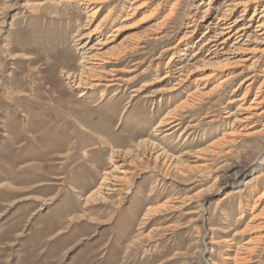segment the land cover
Returning a JSON list of instances; mask_svg holds the SVG:
<instances>
[{"label": "rangeland", "instance_id": "374dc122", "mask_svg": "<svg viewBox=\"0 0 264 264\" xmlns=\"http://www.w3.org/2000/svg\"><path fill=\"white\" fill-rule=\"evenodd\" d=\"M230 1L0 0V264H234L264 224V52L203 46Z\"/></svg>", "mask_w": 264, "mask_h": 264}, {"label": "bare ground", "instance_id": "6f19581e", "mask_svg": "<svg viewBox=\"0 0 264 264\" xmlns=\"http://www.w3.org/2000/svg\"><path fill=\"white\" fill-rule=\"evenodd\" d=\"M104 1H106V0H87L88 3H95V4H97V3L99 4V3L104 2ZM82 2H86V0H82ZM262 2H264V0H232L230 2H227L224 11H222L223 13L220 16L216 17L217 24L214 23L215 25H213V27L210 30L207 29L205 31V33L203 34V37H205V39H206V36H208L207 37V40L204 42L205 44H203V46L205 48H209L208 51H210V53H212V54H215L216 56L217 55H221V54L222 55H224V54H230L232 56L231 58L237 57L238 53H240V52H250V53H252V52L253 53L264 52V3L261 5V7H259V4H261ZM135 8H137V7L135 6ZM88 9L91 12V16H92L91 19H94L95 15L97 14V10H96L97 7H94V6L92 7V4H91V5L88 6ZM249 9H253L252 10L253 12H252L251 16L245 20L244 18H245L246 13H247V11ZM132 10H133V8H132ZM206 10H207V8L205 9V11ZM134 11H133V13H134ZM237 11H241V12H240V14L238 16L235 17V14L237 13ZM113 12H114V10H112V9L109 10L108 13L105 15V17H103L102 20L98 23V25H96L97 28H95L93 31H89L88 34H90V35H85L84 36V37H86V41H84L83 44H82V46H80V49H83V52H82V61H81V63L83 64V69L81 70V72L78 75H74V74L71 75V78H74L73 81H77V83H79V85L81 83L82 84L87 83V84H89L91 86L100 85V82L97 81V80H95L96 82H92V81H94V75H96V74H93V73H96L95 70H96L97 66L99 68V65H103V64H99L98 63L99 59L101 58L100 56H102V54L99 51V49H103L102 46L106 45L109 41H111L113 39L114 35L117 33V31L119 29H121V28L115 26L116 28L114 29V32H116V33H110L105 38H103L102 37L103 35H101L100 37H98V39H97V41H96L95 44H90V38H91V36H93L96 33V30L99 29V27L104 24L103 23L104 19H108V17H110L113 14ZM133 13H132V15H133ZM124 27H122V28H124ZM216 27H217L216 31L213 32L214 31V28H216ZM212 32H213V34H211ZM86 34H87V32H86ZM131 38H132V36H131ZM124 39L125 38H123V40ZM230 42H232L230 44V49L226 50L227 44L230 43ZM248 42H252V43L255 42V43L261 44L262 46L261 47L255 46L256 48L253 46L254 48L253 47L252 48H249V46L247 47ZM95 50H97V51H95ZM138 53H139V51H138ZM239 58L241 60H243V61L244 60L245 61L252 60V57H250V56L249 57L248 56L247 57H244V59H242L241 57H239ZM226 59L227 60H230L229 57H227ZM254 59H256V58H254ZM170 60H171V58H170ZM234 60H238V59H234ZM234 62H236V61H234ZM245 64H247V63H245ZM254 65H255V60H253L250 63V69ZM245 67H247V66H245ZM247 68H249V66ZM83 75H86V76H83ZM171 76H173V75H171ZM97 77L98 76L96 75L95 79H97ZM100 78H102V77L99 75L98 80H101ZM116 78H118V77H116ZM182 78H183V76L181 77V79L180 78L179 79L181 81H183L184 79H182ZM248 78H250V77L248 76L247 79ZM227 79L229 80V77L228 78L227 77L226 78H223L220 83L224 82V80H227ZM180 80H179V82H181ZM250 85H251V83L248 84V86H250ZM91 86H89V87H91ZM248 86L244 90V94L242 95V97L239 98L240 100L241 99L242 100L245 99V97L247 95V92L249 91L247 89ZM218 87H220V86H218ZM84 94H85L84 92L81 93V95H84ZM234 99H236V98H234ZM254 100L251 101V104L249 106H247V107H244L243 106L244 109H248V108L254 109V108H257V106H253L252 105V103H255ZM261 102L262 101H259V102H256L255 104L258 105ZM240 107H241V104L239 105L238 108H240ZM260 112L262 114L264 113V111H260ZM173 114H174V112H173ZM164 118L165 117H163V119ZM173 118H175V117H173ZM164 122H166V121L165 120L164 121H161L160 124H159V126H162ZM169 125H172V126H170L168 129H170L171 127L177 126L178 123H175L173 120H170V122L167 121V123H165V127L166 126H169ZM165 134L167 135V134H169V132L168 133L166 132ZM108 180H109V178L105 176L104 179L102 180V183H101L100 186H102V184H105ZM100 186L97 188V190L99 188H101ZM263 194H261L260 199H261V197H262ZM263 212H264V210H263ZM260 215H262V214H260ZM254 218L255 217L253 216L252 219H254ZM255 225H258V224H255ZM255 225L253 226L252 223L251 224H247L243 230H241L240 232H238V231L235 232V234H234L235 237L232 239V245H234V247H236V249L234 251L235 252V255L232 256V259H233L234 264H250L252 262L253 257L255 255H257V252L260 249L259 248V245L262 243V239L264 238V237L262 238V235H261V238H256L254 241H252L253 239L252 240L249 239L246 242H244V244H240L239 241H237L238 239L244 238L245 235H247V233L249 231H253V229L256 230V231H261V230L264 229V224H263V226H260V225L255 226Z\"/></svg>", "mask_w": 264, "mask_h": 264}]
</instances>
